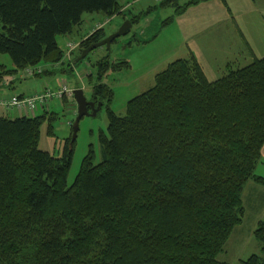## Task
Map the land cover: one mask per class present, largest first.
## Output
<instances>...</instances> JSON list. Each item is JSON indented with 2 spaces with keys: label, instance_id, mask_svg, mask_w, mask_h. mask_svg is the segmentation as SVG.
<instances>
[{
  "label": "trees",
  "instance_id": "trees-1",
  "mask_svg": "<svg viewBox=\"0 0 264 264\" xmlns=\"http://www.w3.org/2000/svg\"><path fill=\"white\" fill-rule=\"evenodd\" d=\"M178 1L163 5L179 13L210 0ZM125 2L0 0V53L15 66H0V84L7 73L61 63L59 36L74 34L87 13L123 14ZM105 37L98 29L82 47ZM129 67L100 59L91 100L111 102L104 77ZM226 70L210 80L191 53L159 72L124 116L108 106L103 161L91 149L71 186L72 135L61 157L39 147L44 120L52 131L57 114L0 115V264H227L219 255L243 221L245 186L264 185L256 173L264 161V57ZM255 237L261 254L241 264H264V222Z\"/></svg>",
  "mask_w": 264,
  "mask_h": 264
},
{
  "label": "rangeland",
  "instance_id": "rangeland-1",
  "mask_svg": "<svg viewBox=\"0 0 264 264\" xmlns=\"http://www.w3.org/2000/svg\"><path fill=\"white\" fill-rule=\"evenodd\" d=\"M165 1L126 0L130 4L125 12L113 17H108L101 12L87 13L84 15L83 24L76 29L74 34L58 37L59 46L64 52L68 49L67 42L75 43V49L70 56H65L61 63L42 61L36 66L44 69L41 74L29 77L23 76L24 70L3 76L1 85H6L1 86L3 87L1 95L11 96L20 93L34 95V93L47 90L57 91L66 85L72 91L82 88L90 100L94 86L98 82V61L100 59L108 57L113 62L125 61L130 64L129 68L107 73L103 83L114 91L111 102H104L96 116L82 118L74 143L73 161L68 175L69 186L74 183L91 149L95 154V163L103 161L104 152L100 134L102 132L108 134V106L116 114L124 116L128 102L152 88L155 85L156 75L165 70L171 62L187 57L193 51L203 59L208 77L215 80L227 71L226 65L220 66L221 62L238 60L240 66H245L255 59L254 55L259 58L264 57V38L259 35L252 36L254 45L251 44L250 50L240 34L233 35L225 28L227 22H217L227 16L225 11L228 7L222 0V2L214 1L209 5H192L179 13L174 5H163ZM186 1L179 0L178 2L184 4ZM233 2L231 0L232 4ZM234 4L233 9L236 11V3ZM219 8L222 9L224 15ZM135 16H139V22L133 24L130 32L113 42L109 49L106 46L99 47L75 64L76 59L85 49L82 43L90 34L104 28L106 37H108ZM0 66L7 70L15 68L12 58L8 54L1 53ZM4 110L0 109V115ZM47 110L48 113H56L57 117L53 121L52 131L49 130V120H44L40 129L39 147L61 157L66 141L72 135V125L78 114V105L74 96L51 99L47 106H39L33 112L10 110L7 115L34 117L44 114ZM256 173L264 174L262 163L258 165ZM263 188L264 185L254 181H249L245 186L243 221L233 229L224 251L219 255V259L227 264H241L251 255L261 254L262 246L255 237V230L261 222H264Z\"/></svg>",
  "mask_w": 264,
  "mask_h": 264
},
{
  "label": "crops",
  "instance_id": "crops-1",
  "mask_svg": "<svg viewBox=\"0 0 264 264\" xmlns=\"http://www.w3.org/2000/svg\"><path fill=\"white\" fill-rule=\"evenodd\" d=\"M214 1H221V0H210V1H206V2H201V3L197 4V6L198 5H205V4L209 5V3H214ZM233 1L236 3V11H234V9H233L234 2L232 4L231 0H227L228 5L230 6L229 10L227 9V11H225L227 13L225 15H227V16H225V18L223 17L221 20H219L217 22L218 23L227 22L225 25V28H227V30L233 35L240 34L245 45L248 46L249 49L251 50V44L254 45V43L252 41V36L259 35L260 37L264 38V0H233ZM215 3H217V2H215ZM128 4H130V2H128V3L125 2L124 9H126L129 6ZM216 5L218 6V4H216ZM220 11L224 15V12L222 11V9H220ZM245 17H246V19H245ZM239 18L243 19V21H241ZM191 53H194V52L192 51ZM195 55L198 58V60L201 62L202 66L206 72V65H205L203 59L198 57L197 53ZM254 56L256 58V55H254ZM229 62L234 63V65L240 64L238 60H234V61L229 60V61L221 62L220 66H222L223 64L228 66ZM1 84H0V97L1 96H7V95H1V90L3 88L1 86L6 85V84H4V85H1ZM34 94H37V93H34ZM19 95H27V94L26 93H20ZM2 110H4V109H2ZM1 113H2V115L3 114H6V115L9 114L7 110H4ZM262 155L264 158V146L262 149ZM261 163H262V165H264V161ZM260 175L264 176V174H260Z\"/></svg>",
  "mask_w": 264,
  "mask_h": 264
},
{
  "label": "built area",
  "instance_id": "built-area-1",
  "mask_svg": "<svg viewBox=\"0 0 264 264\" xmlns=\"http://www.w3.org/2000/svg\"><path fill=\"white\" fill-rule=\"evenodd\" d=\"M66 56H70L75 49V43L67 42ZM44 69L41 67H31L24 70V77H29L36 74H41ZM64 96L73 97V91L64 85L57 91L47 90L35 95H11L0 97V109L19 110L24 113L35 111L39 106H47L51 99H62Z\"/></svg>",
  "mask_w": 264,
  "mask_h": 264
},
{
  "label": "water",
  "instance_id": "water-1",
  "mask_svg": "<svg viewBox=\"0 0 264 264\" xmlns=\"http://www.w3.org/2000/svg\"><path fill=\"white\" fill-rule=\"evenodd\" d=\"M132 26L133 23L130 20H128L115 33L85 48L82 52V55L78 59H76L75 64H77L79 61L84 59L91 51L99 47L106 46L109 49L111 47V44L114 42V40L130 32ZM74 97L78 105V114L72 125V139L70 142L71 149L73 148L74 143L77 139L78 132L80 129V122L82 118L85 116H96L98 111H100L103 106L102 102L96 104L95 101L89 100L86 97L84 90L82 88H76L74 90Z\"/></svg>",
  "mask_w": 264,
  "mask_h": 264
}]
</instances>
